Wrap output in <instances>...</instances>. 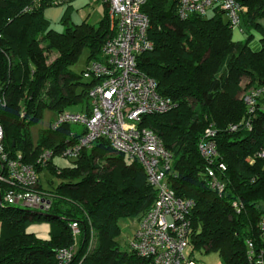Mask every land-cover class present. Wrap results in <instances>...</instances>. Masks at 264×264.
<instances>
[{"label": "trees", "instance_id": "obj_1", "mask_svg": "<svg viewBox=\"0 0 264 264\" xmlns=\"http://www.w3.org/2000/svg\"><path fill=\"white\" fill-rule=\"evenodd\" d=\"M237 1L242 9L240 32L261 30L259 50L248 40L234 38L219 7L182 19L178 0H147L142 10L150 17L148 36L154 47L137 58L138 68L176 102L166 113L147 115L144 125L154 128L172 152L167 176L171 187L194 201L189 246L218 252L224 264H249L248 241L262 244L264 213V160L256 157L264 146V93L253 112L243 96L246 89L264 88V27L259 21L264 18V0ZM33 2L0 0V96L5 98L0 119L6 148L13 154L21 151L36 167L38 190L51 198V207L40 211L8 204L2 201L6 186L1 184L0 264H146L129 244L123 247L118 241L119 220L140 219L157 197L143 164L116 151L105 138L83 148L76 159L62 156L83 133L74 132L72 124L41 129L36 143L31 136L32 125L46 109L58 114L88 106L83 104H89L94 80L71 66L84 48L89 49V61L101 54L111 33L108 5L103 2L104 15L97 24L83 20L58 32L45 16L46 8L55 5L42 2L24 11ZM210 126L216 130L219 153L212 164L199 149ZM46 149L53 157L45 166L38 165ZM56 156L71 164L57 165ZM220 162L226 165L219 172L226 182L222 194L211 187L208 175L209 167L219 171ZM46 169L60 178L56 187L46 189L41 183ZM34 219L50 221L48 239L28 230ZM61 249L73 252L69 262L60 261Z\"/></svg>", "mask_w": 264, "mask_h": 264}, {"label": "built area", "instance_id": "obj_2", "mask_svg": "<svg viewBox=\"0 0 264 264\" xmlns=\"http://www.w3.org/2000/svg\"><path fill=\"white\" fill-rule=\"evenodd\" d=\"M71 0H34L24 11H31L36 4L48 2L52 5L67 4ZM147 0H103L108 5L111 33L106 39L101 54L92 58L84 75L94 80L88 91L87 110L66 109L58 113L51 127L62 124H82L83 133L77 141L66 147L62 156L76 159L85 147L105 138L118 152L139 160L146 169L148 179L157 189V197L149 210L139 219L138 227L129 241L130 249L146 260V264H183L185 251L191 237L190 212L194 201L178 196L167 179L172 168L173 155L165 146L160 134L144 125V118L154 113H166L176 102L158 90V81L142 72L137 65L138 55L152 50L153 41L148 36L150 17L142 10ZM214 7L226 12L233 29L242 31L241 5L237 0H178V14L186 19L192 14L206 15ZM264 88H252L244 93L250 110H255L257 98ZM1 102L5 98L0 96ZM248 127L250 122H247ZM233 125L232 129H237ZM4 127L0 119V193L1 184L6 187L2 201L20 207L48 211L51 198L38 190V171L24 160L21 151L13 154L4 144ZM216 130L206 128L199 149L210 163L219 157L216 148ZM53 152L44 150L37 158L38 165L45 166ZM264 160V146L256 153ZM254 157L247 160L254 162ZM219 171L208 168L211 187L222 194L226 182L219 172L226 169L222 162ZM235 205L238 206L237 202ZM78 222L72 228L78 233ZM262 244L249 240L247 256L249 264H264V213L260 222ZM73 257L70 249H61V262ZM188 264H192L189 262Z\"/></svg>", "mask_w": 264, "mask_h": 264}, {"label": "rangeland", "instance_id": "obj_3", "mask_svg": "<svg viewBox=\"0 0 264 264\" xmlns=\"http://www.w3.org/2000/svg\"><path fill=\"white\" fill-rule=\"evenodd\" d=\"M36 5L39 6L38 3ZM58 7L59 6H49L46 10L48 16L47 19L49 20L48 21L49 26L58 32H62L65 29V26L67 25L68 22H70L71 25L73 24V20L75 22H81L83 20L81 19L82 16L81 10L84 8L89 10L87 15H88V21L90 23L97 24L104 15L103 0H90L88 3L84 4L83 6L76 7L77 10H79L78 13L75 12L77 10L74 7L75 10L73 11V13L67 14L65 19H60L61 18L60 7L59 8ZM259 21L264 27V18H261ZM251 33L252 36L248 39L249 34ZM233 35L236 40H243V39L244 41L248 40L249 45L253 50H259L262 46L260 39L261 38L260 29L252 28L250 30H247L246 33L240 32L239 29H234ZM55 56H56V52L51 53L49 60L51 61ZM88 56H89V49L84 48L80 53L76 62L71 66V69L76 73L82 74V72L87 68V65L89 63ZM247 90L249 91V89H246V91ZM84 105H88V102L84 103L83 106ZM73 109L79 110V107ZM56 116L57 113L55 111L46 109L44 111L43 118L37 124L32 125L31 136L35 143L38 140L39 131L41 129L48 128L51 125V122L56 118ZM71 126L74 128H78L80 132H83L85 128L84 125L82 124H72ZM54 162L62 167L69 166L71 164V160L60 156H56ZM40 177H41V183L46 189L56 187L60 182V178L52 174L48 169L42 171ZM49 180L50 181L52 180L53 182L50 183ZM137 222H138V218L136 216H129V217L121 218L119 220V223L122 227V232L118 237V241L120 242L121 246L126 247V245L129 244V241L133 237L131 235L137 225ZM50 226H51L50 221L46 219H34L33 221L30 222L28 226V230L35 232L39 237L43 239H48L50 237ZM1 230L2 229L0 222V233ZM185 254H186L185 260L192 258L198 264H224L221 256L216 251L206 252L205 250L193 249L192 247L189 246L186 249Z\"/></svg>", "mask_w": 264, "mask_h": 264}, {"label": "crops", "instance_id": "obj_4", "mask_svg": "<svg viewBox=\"0 0 264 264\" xmlns=\"http://www.w3.org/2000/svg\"><path fill=\"white\" fill-rule=\"evenodd\" d=\"M89 1H90V0H72L71 2H69V3H67V4L55 5V6H59V7H60V17H61L60 19H65L66 16H67V14L73 13V11L75 10L74 7H75V8H76V7H81V6H83L84 4L88 3ZM59 7H58V8H59ZM46 10H47V8H46ZM46 10H45V16H46V18H48ZM76 10H77V8H76ZM75 12L78 13L79 10H77V11H75ZM75 12H74V13H75ZM81 12H82L81 19H83V20H87V21H88V15H87V13L89 12V10L84 8V9L81 10ZM74 19H75V18H74ZM83 20H82V21H83ZM76 21H79V20H76ZM88 22H89V21H88ZM73 23H80V22H75V21L73 20ZM67 24H70V22H68ZM84 109L87 110V107H80V108H79V111L84 110ZM73 110H75V109H73ZM72 129H73L74 132H80V131L78 130V128H74V127H72ZM138 224H139V218H138L137 225H136L135 229L133 230L131 236L134 235V233H135V231H136V229H137V227H138ZM126 247H128V245H126ZM189 262H192V264H198V263H196L192 258H190V259H188V260L186 259L185 262H184L183 264H188Z\"/></svg>", "mask_w": 264, "mask_h": 264}]
</instances>
